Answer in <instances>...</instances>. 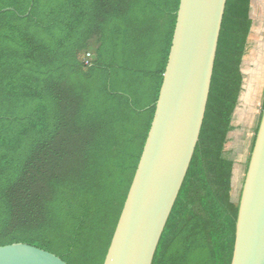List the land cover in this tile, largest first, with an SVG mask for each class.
Segmentation results:
<instances>
[{"label":"trees","instance_id":"16d2710c","mask_svg":"<svg viewBox=\"0 0 264 264\" xmlns=\"http://www.w3.org/2000/svg\"><path fill=\"white\" fill-rule=\"evenodd\" d=\"M180 1L0 0V247L104 264L152 126ZM252 2L227 1L200 140L153 264H232L239 201L223 153Z\"/></svg>","mask_w":264,"mask_h":264},{"label":"water","instance_id":"95a60500","mask_svg":"<svg viewBox=\"0 0 264 264\" xmlns=\"http://www.w3.org/2000/svg\"><path fill=\"white\" fill-rule=\"evenodd\" d=\"M228 0H181L154 119L104 264H153L203 128ZM0 264H68L22 243ZM232 264H264V110L236 225Z\"/></svg>","mask_w":264,"mask_h":264},{"label":"rangeland","instance_id":"374dc122","mask_svg":"<svg viewBox=\"0 0 264 264\" xmlns=\"http://www.w3.org/2000/svg\"><path fill=\"white\" fill-rule=\"evenodd\" d=\"M252 30L242 61L243 85L223 157L234 162L233 201L241 197L256 129L264 104V0L251 4Z\"/></svg>","mask_w":264,"mask_h":264},{"label":"built area","instance_id":"2783aa9c","mask_svg":"<svg viewBox=\"0 0 264 264\" xmlns=\"http://www.w3.org/2000/svg\"><path fill=\"white\" fill-rule=\"evenodd\" d=\"M92 57H93V55L91 53L86 54L84 56V59H83L84 64L85 65H90V61H91Z\"/></svg>","mask_w":264,"mask_h":264}]
</instances>
